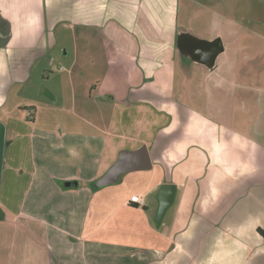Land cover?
Masks as SVG:
<instances>
[{
  "label": "crops",
  "instance_id": "1",
  "mask_svg": "<svg viewBox=\"0 0 264 264\" xmlns=\"http://www.w3.org/2000/svg\"><path fill=\"white\" fill-rule=\"evenodd\" d=\"M207 1L0 0V264H264V6ZM62 37L67 118L23 96ZM95 39L136 72L96 103Z\"/></svg>",
  "mask_w": 264,
  "mask_h": 264
},
{
  "label": "rangeland",
  "instance_id": "2",
  "mask_svg": "<svg viewBox=\"0 0 264 264\" xmlns=\"http://www.w3.org/2000/svg\"><path fill=\"white\" fill-rule=\"evenodd\" d=\"M206 1L207 0H201ZM213 4V1L210 0ZM222 2H227L228 12H232L233 14H237L239 20L241 18V15L237 13L240 8H242V15L246 9V7H250L252 10V13L250 14L251 18L255 19L258 18V8L264 6V0H220ZM219 8V6H217ZM238 20V19H237ZM107 42V40H106ZM104 42L100 39V48L99 43L95 40H91V46L88 51V60L87 63H89V66L93 69L88 71V79L87 82L92 83L95 82L94 89H91V84L89 86V90L92 91V98L94 103L98 100V97L100 98L106 94L108 95H114L119 93H126V91L129 89V86L133 85L130 78L131 74H136V72L131 69L132 65L129 64H123V58L124 56H116V51L113 48V46L109 45L108 43ZM109 43H111L108 40ZM73 45V40L71 38H65L62 37L60 40H58L57 47L55 49V55L54 58L56 60L55 64L51 67H48V61H39L38 64L33 69V76L31 78L30 87L28 88V91L23 96L40 99L43 100L40 101L37 105H48L54 110V113L58 117H66L68 114V106L70 105V97L69 95L66 97L67 100H63V96L66 95L65 90L60 87L59 83L54 82L56 85L58 84V90L61 93V99L59 98L56 102H49L48 100L41 99L45 95L47 87H53L55 84H53V80L48 83L46 81V76L48 74H66L69 71L71 59L69 56L64 55V50L66 49L65 46L69 47L70 51L71 47ZM99 48V49H98ZM97 50H99V54H97ZM119 53V52H118ZM32 80L34 81V84L32 83ZM100 82V83H98ZM98 84V86H96ZM64 91V92H63ZM68 94V90H67ZM22 96V95H21ZM78 102L80 101V92H78ZM69 100V101H68ZM45 101V102H44ZM47 101V103H46ZM108 101V100H107ZM109 103H104V106ZM38 106V107H39ZM101 106V105H100ZM46 110V109H45ZM48 110V109H47ZM46 110V111H47ZM106 110V112H105ZM101 112L105 113L106 115H109L110 112H107V109L101 110ZM36 113V112H35ZM102 115V113H100ZM100 116V125L103 126V118ZM102 122V123H101ZM105 123V120H104ZM105 127V126H104Z\"/></svg>",
  "mask_w": 264,
  "mask_h": 264
},
{
  "label": "water",
  "instance_id": "3",
  "mask_svg": "<svg viewBox=\"0 0 264 264\" xmlns=\"http://www.w3.org/2000/svg\"><path fill=\"white\" fill-rule=\"evenodd\" d=\"M215 49L220 47V42L212 44ZM124 154L120 157L118 162L110 169V171L103 176L99 182L98 187H105L116 183L119 178L128 170L124 167ZM175 187L167 184L163 185L159 194L160 207L157 215V221L160 222L166 213L167 209L173 204L175 199Z\"/></svg>",
  "mask_w": 264,
  "mask_h": 264
},
{
  "label": "trees",
  "instance_id": "4",
  "mask_svg": "<svg viewBox=\"0 0 264 264\" xmlns=\"http://www.w3.org/2000/svg\"><path fill=\"white\" fill-rule=\"evenodd\" d=\"M26 109L32 112L31 113L32 115H31L30 119L33 120L34 119V112L33 111H35V108L34 107H30V108H26ZM258 231L264 237V231L261 230V229H259Z\"/></svg>",
  "mask_w": 264,
  "mask_h": 264
},
{
  "label": "built area",
  "instance_id": "5",
  "mask_svg": "<svg viewBox=\"0 0 264 264\" xmlns=\"http://www.w3.org/2000/svg\"><path fill=\"white\" fill-rule=\"evenodd\" d=\"M135 201L140 206H144L145 205V200H144V198L142 196H140L139 198H137Z\"/></svg>",
  "mask_w": 264,
  "mask_h": 264
}]
</instances>
